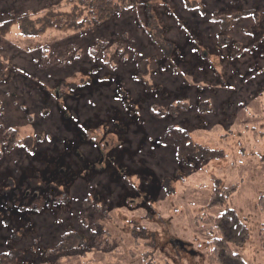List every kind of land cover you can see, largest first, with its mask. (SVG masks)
Returning <instances> with one entry per match:
<instances>
[{
  "label": "trees",
  "instance_id": "trees-1",
  "mask_svg": "<svg viewBox=\"0 0 264 264\" xmlns=\"http://www.w3.org/2000/svg\"><path fill=\"white\" fill-rule=\"evenodd\" d=\"M59 1H51V5L39 6L20 15L18 19L27 22L25 36H37L41 31L39 20L43 18L54 28L66 25L73 34L51 39L43 46L36 45L34 50L39 49L40 53L25 57V69L15 68L19 71L6 72L5 69L12 66L4 62L6 58H0V76L5 78L0 79V85L12 86L13 90L6 92L8 96L14 92L21 95L24 87L25 91H30L39 106L36 117L40 127L45 125L50 130L44 135L41 130L36 131L39 138L44 136V150L36 146L39 142L28 145L32 150L20 144L21 141L12 145L11 135H17V130L12 127L0 130V157L8 156L11 149L20 157L19 163L13 162L11 166L2 165L3 158L0 159V264H36L40 260H28V255L32 254L30 250L20 252L24 249L19 246L23 241L18 239L20 227L25 226L24 201L30 204L39 195L44 196L40 208L31 207L27 214L39 218L34 211L44 212L55 205L49 195L64 193L67 197L72 189L67 184L64 191L59 190L50 181L53 170L42 162L38 152L42 158L46 150L51 154L63 152L66 159L80 162L83 156L66 148L76 139L74 142L81 146H89L95 162H100L99 154L114 147L118 150L117 155L125 159L139 143L133 135L136 130L143 140L158 134L163 145L173 144L181 152L183 146H192L189 135L194 121L198 122L203 113L223 112L219 106L230 103L245 83L255 84V89L258 88L255 94L264 89L254 80L264 77V0H119L121 4L129 3L128 6L114 0H105L106 3L104 0H82L63 14L65 24L60 23L55 9L65 6L61 2L67 0ZM94 1L100 3L99 8L95 7ZM78 7L80 12L86 11L85 15L76 14ZM46 9L54 11L48 13ZM73 14L76 18L71 20ZM50 15L52 17L48 19ZM122 18H130L131 23L122 26ZM14 20L8 14L0 24L1 33ZM134 25L138 33L129 34L128 28ZM111 52L114 54L110 55ZM217 55L220 62L216 67L212 59ZM49 66L59 69L58 73L49 70ZM76 73L84 75L82 80L74 81ZM25 82L29 84L24 86ZM50 84L51 90H48ZM67 89L72 92L66 94ZM62 99H67L64 113L58 110L57 104ZM26 116L31 118L29 113ZM66 122L71 131L78 129L76 135L67 133L66 129L63 131ZM97 132H101L103 144L96 141L94 135ZM109 134L115 136L116 143L110 144ZM23 161L25 170H31L32 175L16 172ZM61 173L59 175L66 172L61 170ZM96 173L99 175L100 172ZM34 175L42 178L41 184L29 182ZM72 176L81 178L79 171H74ZM116 178L121 177H113ZM27 188L31 190L29 196ZM35 192L39 193L37 197ZM100 193L102 190L97 191L99 198L95 200L89 195L81 197L80 205L85 204L95 211L98 206L92 202L100 203ZM223 197L221 191L213 190L210 208L220 206ZM57 203L63 206V203ZM257 205L264 211L263 195ZM74 219L76 229H82L90 247H102L97 242L104 233L99 222L86 227L77 217ZM202 220L219 234L206 243L210 247L209 264H244L230 247L231 243L243 242L246 235V228L235 212L228 209L216 217L209 214ZM75 226L69 220L67 227ZM11 252L17 254L7 261Z\"/></svg>",
  "mask_w": 264,
  "mask_h": 264
},
{
  "label": "rangeland",
  "instance_id": "rangeland-1",
  "mask_svg": "<svg viewBox=\"0 0 264 264\" xmlns=\"http://www.w3.org/2000/svg\"><path fill=\"white\" fill-rule=\"evenodd\" d=\"M51 1L54 0H32V4H29L30 0H0V24L8 14L15 18L5 27L4 33L0 30V58H6L4 62L13 67L8 66L6 72L19 71L15 69L19 67L25 69V57L40 53L39 49L34 50L36 45L43 46L51 39L74 33L66 25L51 27L43 18L39 20L41 31L38 35L25 36L27 22L25 23V19L20 21V15L39 6L51 5ZM78 1L82 2L59 1L65 5L55 9L61 24L66 21L63 14L70 12ZM114 1L120 3L119 0ZM104 2L106 3L105 0ZM87 5L90 6L91 3ZM94 5L96 8L100 7L98 2ZM121 5L128 6L129 3ZM76 11L77 15L86 13L85 10L80 12V7ZM51 17L52 15L48 19ZM75 18L73 14L70 19ZM126 22L131 23V19H121L122 26ZM128 29L131 31L129 34L138 33L135 25ZM113 54L111 52L110 55ZM212 60L216 67L219 66L218 55ZM49 67V70L58 73L59 69ZM76 74L74 81H80L84 77L81 73ZM0 79L5 78L0 76ZM263 79L264 77H257L254 80L261 87L264 86ZM23 84L25 86L29 82ZM11 87L4 83L0 85V130H7L8 127L17 130V135H11L12 145L21 141L20 144L32 150L28 145L39 142L36 146L44 150V136L39 138L36 131L41 130V135H44L50 130L45 125L40 127L41 123L37 121V102L30 91H25V87L21 95L14 92L8 96L6 92L13 90ZM255 88L254 83H245L240 86L239 94L231 98L230 103L219 106L223 112L203 113V117L193 123V131L189 135L192 146H183L181 152L173 144L163 145L158 134L143 140L138 130L133 135L139 143L133 147L132 153L126 154L125 159L117 155L118 150L114 147L105 154H99L100 162H95L89 153V146H81L74 142L76 139L66 148L81 154L83 158L80 162L66 159L63 152L51 154L46 150L44 158L38 152L42 162L53 170H50V181L59 190L64 191L67 184L72 189H69L67 197L64 193L49 195L55 205L44 209L45 213L34 211L39 218L27 214L31 207L35 210L40 208L44 196H38L36 191L34 194L38 198L35 201L30 204L24 201L25 226L20 227L18 236L23 241L19 246L24 249H20V252L30 250L32 254L27 259L39 258L36 264H209L210 247L206 243L219 234L213 228L210 229L211 224L202 219L209 214L216 217L231 209L245 226L246 235L243 242L231 243L230 247L239 254L244 264H264V211L257 205L259 197L264 196V89L260 94H255L258 90ZM47 89L51 90V84ZM71 92L72 90L67 89L66 94ZM66 101L67 99H62L57 103L58 110L62 113L66 109ZM28 113L31 118L26 116ZM57 119L61 121L59 116ZM66 124L67 122L63 123V131L66 129L67 133L74 132L76 135L78 129L71 131ZM94 136L101 144L105 141L101 132ZM107 138L110 144L116 143L114 135L109 134ZM62 150L66 152L63 148ZM14 152L16 151L11 149L8 156L0 157L3 158L1 164L11 166L13 162L19 163L20 157ZM48 157L51 159H47ZM59 159L61 161H57ZM133 161L136 162L135 165ZM57 167L59 168L56 169ZM25 169L24 162L16 172L32 175L31 170ZM61 170L66 173L59 175L62 174ZM74 171H79L80 179L72 176ZM96 172H100L99 175ZM114 176L121 178L113 179ZM31 178L32 181H27L34 185L42 183L39 175ZM27 189L29 196L31 190ZM98 190H102V193L100 203L92 202L94 206H98L95 211L92 212V208L90 210L85 204L80 205L81 197L86 195L94 200L99 198ZM213 190L221 191L224 195L221 205L215 209H211L209 205ZM57 202L63 203V206ZM75 217L86 227L99 222L104 233L98 237L97 242L102 247H90V241L83 235L82 229H76ZM68 219L75 226L71 227L73 231L67 227ZM100 248L105 251L99 250ZM16 254L17 252H11L7 261Z\"/></svg>",
  "mask_w": 264,
  "mask_h": 264
}]
</instances>
